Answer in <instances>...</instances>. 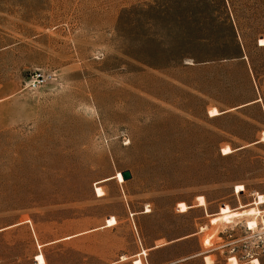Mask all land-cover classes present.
<instances>
[{"label": "rangeland", "instance_id": "obj_1", "mask_svg": "<svg viewBox=\"0 0 264 264\" xmlns=\"http://www.w3.org/2000/svg\"><path fill=\"white\" fill-rule=\"evenodd\" d=\"M260 209L264 0H0V264H264Z\"/></svg>", "mask_w": 264, "mask_h": 264}, {"label": "bare ground", "instance_id": "obj_2", "mask_svg": "<svg viewBox=\"0 0 264 264\" xmlns=\"http://www.w3.org/2000/svg\"><path fill=\"white\" fill-rule=\"evenodd\" d=\"M256 215H257V211L255 208H247L244 210H237V211H232V212L221 213V214H218L214 217L213 225H216V224L222 223V222H227L228 220L230 221V220L235 219V218H242V217H248V216L254 217ZM262 225L264 226V220L262 221ZM203 229H204V227H201V230H203Z\"/></svg>", "mask_w": 264, "mask_h": 264}, {"label": "crops", "instance_id": "obj_3", "mask_svg": "<svg viewBox=\"0 0 264 264\" xmlns=\"http://www.w3.org/2000/svg\"><path fill=\"white\" fill-rule=\"evenodd\" d=\"M258 101V98H254V99H251V100H248V101H246V102H244V103H241V104H239V105H237V106H235L234 108H240V107H243V106H249V105H252V104H254V103H256ZM229 110V109H228ZM222 112H220V114H221ZM217 116V115H216ZM214 117V116H213ZM252 142H254V143H256V142H259V140H254V141H252ZM251 143V142H250ZM254 205H255V203H253ZM252 204V205H253ZM233 210V209H232ZM260 211H262V213L264 212L263 210H261L260 209ZM218 212H224V211H218ZM217 214H219V213H217ZM111 218V217H110ZM3 229H5V228H3ZM35 243H36V245H37V241H35ZM44 245H46V243H43V244H41L40 246H44ZM204 245H208V244H204ZM39 247V246H38ZM156 247V246H155ZM154 246L152 247V249H154L155 248ZM143 250H145V249H143ZM37 253L34 251L33 253H32V255H30V261L27 263V264H36L34 261V256L36 255ZM142 254V253H141ZM43 257H44V259H45V264H48V260H47V257L45 256V255H43ZM205 257H208V256H205ZM205 257H204V261H205ZM233 257V256H232ZM126 257L125 256H123V259H125ZM235 258V257H234ZM122 259V260H123ZM236 259V258H235ZM252 259H257V260H259L258 258H255V257H253V258H251L250 259V261L252 260ZM237 261V260H236ZM260 262V261H259ZM133 264H143L142 263V261H141V259L140 258H137V259H135L134 261H133ZM209 264H211V261H210V263ZM260 264H261V262H260Z\"/></svg>", "mask_w": 264, "mask_h": 264}, {"label": "water", "instance_id": "obj_4", "mask_svg": "<svg viewBox=\"0 0 264 264\" xmlns=\"http://www.w3.org/2000/svg\"><path fill=\"white\" fill-rule=\"evenodd\" d=\"M121 174L124 180L129 179L131 177L130 172L128 170L121 172Z\"/></svg>", "mask_w": 264, "mask_h": 264}, {"label": "built area", "instance_id": "obj_5", "mask_svg": "<svg viewBox=\"0 0 264 264\" xmlns=\"http://www.w3.org/2000/svg\"><path fill=\"white\" fill-rule=\"evenodd\" d=\"M234 192H235V193H238V191H237V189H236V186H235V188H234Z\"/></svg>", "mask_w": 264, "mask_h": 264}, {"label": "snow or ice", "instance_id": "obj_6", "mask_svg": "<svg viewBox=\"0 0 264 264\" xmlns=\"http://www.w3.org/2000/svg\"><path fill=\"white\" fill-rule=\"evenodd\" d=\"M249 227H252V225H251V224H249Z\"/></svg>", "mask_w": 264, "mask_h": 264}]
</instances>
